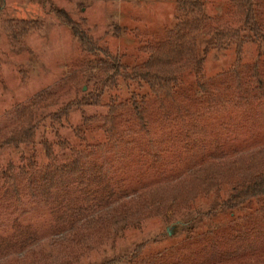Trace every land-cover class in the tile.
<instances>
[{
	"label": "rangeland",
	"instance_id": "374dc122",
	"mask_svg": "<svg viewBox=\"0 0 264 264\" xmlns=\"http://www.w3.org/2000/svg\"><path fill=\"white\" fill-rule=\"evenodd\" d=\"M205 2L200 33L206 43L217 28L242 26L234 0ZM255 2L264 25V0ZM54 5L112 55L85 52ZM175 9L176 0H6L0 25V264H100L131 257L141 244L142 251L121 264H264V199L201 218L229 186L200 191L188 203L191 185L176 193L167 186L206 161L240 167L264 153V46L259 55V45L247 42L238 67L235 48H212L204 76L186 74L171 96L121 77L99 103L52 118L67 103L99 91V80L113 73L112 56L129 68L144 64L149 48L174 24ZM10 20L40 25L20 42L7 29ZM92 65L98 76L88 81ZM31 114L39 124L36 143L3 145ZM110 206L113 212L101 222L100 211ZM92 216L94 224H84ZM74 225L83 234L64 238Z\"/></svg>",
	"mask_w": 264,
	"mask_h": 264
},
{
	"label": "trees",
	"instance_id": "16d2710c",
	"mask_svg": "<svg viewBox=\"0 0 264 264\" xmlns=\"http://www.w3.org/2000/svg\"><path fill=\"white\" fill-rule=\"evenodd\" d=\"M42 1L48 2L51 0ZM234 1L243 13L242 26L238 28H217L212 33V39H209L206 43L200 33L201 27L207 18L205 0H176L175 22L168 27L165 39L149 48L150 54L144 64L129 68L121 62L119 57L112 56L111 60H109V65L112 67L113 73L111 77L99 80V83H101L99 91L89 97L86 96L84 100L67 103L64 107L54 112L52 118L54 120H61L64 117L68 118L72 111L84 110L88 105L99 103L105 90L117 85L121 77L126 81L137 80L147 83L155 95L165 94L171 96L182 84L186 74L204 76V66L212 48L219 50L229 49L230 47L235 48L237 67L241 66L243 62L244 48L247 42L253 41L259 45V55H261L264 46V25L258 18L256 2L255 0ZM5 6L6 0H0V25ZM53 10L60 23L70 29L73 37L85 52L96 55L98 58L112 55L108 48L101 46L100 42L89 33L83 23L75 19L66 9L54 5ZM39 25L40 23L30 20H19L16 22L10 20L7 29L14 40L18 38L21 42L33 30L38 29ZM204 43L206 44L204 45ZM257 67L258 63L255 65L254 74L260 77ZM97 76L94 65L90 66L87 80L94 81ZM38 98L41 102V95ZM38 106L34 104L33 107ZM32 112H36L35 108ZM34 119L32 114L24 117V121L20 125L10 130V133L4 139L3 145L20 147L36 143L39 124ZM60 144L62 147L68 146L66 140H62ZM44 145L48 155L54 157L52 144L45 141ZM10 168L12 167L10 166ZM222 184L229 186L227 196L220 199L217 202V206H212L209 211L200 212L201 218L204 216L213 218L227 213L232 214L244 209L254 200L264 199V153L240 167L236 166V164L233 166L221 164L214 160L206 161L191 169L185 177L167 186L171 193H176L179 192L180 188L188 189V186L191 185L189 195L186 197L187 200H185L188 203L200 191L209 194L214 190L219 193ZM113 209L114 206H110L100 211L101 222L103 217L105 218L113 212ZM121 215L124 216L125 213ZM94 218V216L86 218L84 224L93 225ZM196 220L197 218L193 217L188 222V224H192V226L189 225L190 228H194ZM182 222L184 223V221ZM80 234H83L82 228L74 225L69 230H66L62 236L64 238L77 239ZM142 245L135 249L131 257H114L100 264L124 263L139 254L143 249Z\"/></svg>",
	"mask_w": 264,
	"mask_h": 264
}]
</instances>
